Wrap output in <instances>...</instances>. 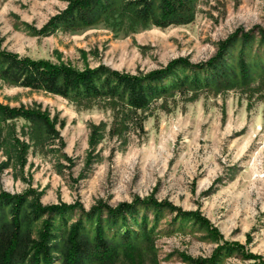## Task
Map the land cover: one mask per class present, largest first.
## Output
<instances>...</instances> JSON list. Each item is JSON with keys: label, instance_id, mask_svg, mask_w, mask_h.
<instances>
[{"label": "rangeland", "instance_id": "rangeland-1", "mask_svg": "<svg viewBox=\"0 0 264 264\" xmlns=\"http://www.w3.org/2000/svg\"><path fill=\"white\" fill-rule=\"evenodd\" d=\"M69 1L0 0V53L77 71L104 67L137 76L178 58L205 62L235 30L264 25V0H196L191 22L134 31L111 20L67 24ZM0 105L37 108L52 124L42 146L28 149L22 168L7 160L8 139L2 137L0 164L7 167L0 169V192L32 191L42 207L72 205L54 221L57 243L80 212L138 198L195 213L217 235L175 212L163 210L154 223L147 212L137 228L150 231V240L138 243L135 252L141 264L207 259L223 243L240 249L222 251L218 264L264 260V81L244 89L166 94L137 112L143 116L140 129L128 124L121 135L111 134L108 111L1 79ZM12 127L14 137L28 143L24 122L11 121L3 134ZM114 264L129 263L118 256Z\"/></svg>", "mask_w": 264, "mask_h": 264}, {"label": "trees", "instance_id": "trees-1", "mask_svg": "<svg viewBox=\"0 0 264 264\" xmlns=\"http://www.w3.org/2000/svg\"><path fill=\"white\" fill-rule=\"evenodd\" d=\"M195 1L70 0L64 17H69L67 24L81 25L111 20L124 26L125 31L147 26L164 28L191 22ZM0 79L9 85L61 95L84 104L85 108L108 111L112 115L111 134L121 135L127 131L128 124L140 129L143 116L139 118L137 112L144 113L152 102L166 94L184 88L244 89L263 82L264 25L247 31L235 30L217 44L215 53L205 62L190 64L178 58L160 69L137 76L104 67L77 71L63 64L0 53ZM19 119L28 129V143L14 137L13 127L9 129L11 132L3 134L8 123ZM96 129L90 135V143ZM52 131L51 122L39 109L0 105V140L8 139L7 160H13L19 168L25 164L28 149L42 146L43 137ZM6 167L7 163L0 164V169ZM37 198L38 194L32 191L13 196L0 192V264H51L55 260L60 264H114L118 256L129 264H141L140 255L135 252L138 243L150 240V231L144 226L140 231L137 228L140 217L146 219L147 212L152 213L153 223L163 210L175 212L177 217L203 227L211 237L217 236L195 213L180 212L171 205L150 199L134 198L113 208L100 205L80 212L67 226L62 242L57 243L58 237L53 235L54 221L62 219L73 206L42 207L37 204ZM140 211L145 213L139 216ZM239 249L237 244L223 243L207 259L181 256V260L186 264H218L221 260L217 257L222 251ZM252 264H264V260L257 259Z\"/></svg>", "mask_w": 264, "mask_h": 264}]
</instances>
